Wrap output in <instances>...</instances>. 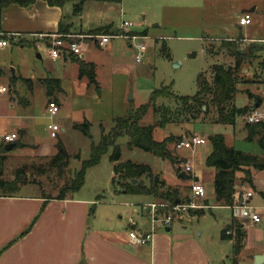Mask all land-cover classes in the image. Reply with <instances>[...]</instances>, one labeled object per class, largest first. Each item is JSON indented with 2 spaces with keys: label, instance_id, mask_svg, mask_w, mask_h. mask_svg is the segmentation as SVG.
I'll list each match as a JSON object with an SVG mask.
<instances>
[{
  "label": "rangeland",
  "instance_id": "374dc122",
  "mask_svg": "<svg viewBox=\"0 0 264 264\" xmlns=\"http://www.w3.org/2000/svg\"><path fill=\"white\" fill-rule=\"evenodd\" d=\"M245 1L248 0H122L120 5L114 4L110 10L96 9L95 3L90 2L85 6L81 15H74L72 4H66L65 15L74 22L73 27L76 30H93L109 23L112 25V31L117 32L121 21L125 20L132 23L131 27L124 30L125 33H145L146 35V37L131 41L133 45L143 43L146 47L138 63L134 60L135 49L129 47L128 40L124 38H113L105 47L100 48L93 45L90 50H85L87 58L95 65L96 84H90L86 77L78 79L76 67L69 65L64 69L60 60L51 61L46 49H37L32 45L31 40L22 47L20 44H9L4 49H0V85L9 89L12 81L15 80V88L19 96L29 102L26 106L19 104L9 109L7 115L25 113L31 116L34 129L29 131V137L32 138V143L50 146L55 154L60 151L58 144H61L68 154L67 166L61 176L57 174V170L47 169L46 163L49 157L33 158L25 163L26 168L29 167L28 170L32 173L31 177H27V184L33 185L19 188V184H12L0 192L6 193L17 189L23 195L40 192V195L57 196L67 182L75 179V174L81 169L82 162L88 159L90 145L99 141L101 128L107 133L113 127L115 118L134 112L141 105L149 104L150 95L156 89L166 87L168 89L163 88L161 93L164 95L171 93L169 97L158 98L157 106L172 108L175 105L174 95L194 96L197 91L196 80L199 74H204L210 80L213 65L222 64L226 67L233 65L234 58L230 52L234 46L229 43H234L242 50L250 44L240 40L241 36L258 39L256 43L262 48L260 52L263 61L261 74L264 80V0L255 1L259 8L253 14L251 24L237 29L234 21H237L238 13ZM250 7L252 8L253 5ZM120 9L124 11L125 16H120ZM140 9L143 10L142 13H139ZM142 16L145 18L143 19ZM101 34L106 33L102 31ZM70 36H72L70 39L74 40L78 35ZM228 36L237 39L222 41ZM37 53L42 54L41 58H37ZM258 69L259 64L256 59L252 60V63L244 62L240 75L244 80H250L257 77ZM19 75L34 79L61 80L64 92L58 97L61 107L56 116L49 120L46 115H43L47 102L45 88H43L45 86L35 81L31 89L30 85L20 80ZM255 85H257L255 82L237 84L236 105L243 106L245 102L247 103L249 96L247 91H249L252 95L263 99L260 109L264 111V85L260 87V91H256ZM8 94L0 95V100L3 97L8 98ZM155 116L150 106L139 124L153 125ZM85 121L89 123L90 138L86 137L81 130L73 127ZM3 122L8 127H14L17 121L10 115L3 118ZM50 122L60 127L56 138H50L49 131L46 130V125ZM240 122H243L242 117L238 118V123ZM201 133L205 134V144L195 149L194 153L188 150H176L174 142L169 143L168 148L172 154L177 152L189 158L194 165L192 169L200 173L206 190V198L211 207L206 209L203 215L190 218L187 226L195 237L207 241L218 238L231 217L230 209L216 207L210 175L213 169L207 167L205 163L206 155L211 151L208 136L224 134L229 145L233 140L232 145L244 152L258 153L259 148L256 142L242 140L237 128L234 132L226 125L200 121L168 123L164 127H155L153 138L161 141L169 136L183 135L184 137ZM127 143L128 137L126 136L119 138L116 142L121 153L120 162L129 160L149 165L154 173L162 171L166 180L171 181L173 175L168 173L166 161L138 148L129 149ZM16 149L15 147L12 151ZM111 152L112 149L101 157L97 165L87 168L80 189L76 191L69 189L68 195L100 200L105 203L127 201L141 210L140 203L146 199V196L122 194L119 184L123 181L119 177L112 183V163L109 160ZM32 165L33 167L30 168ZM9 174L12 173L7 171L4 178L6 184L14 180L10 179ZM135 180V184H148V179L144 176L135 178ZM166 184L178 190L180 199H188L190 189L188 181H183L178 185ZM154 200L158 204L164 203L157 198ZM92 206L89 214L90 221L98 219L100 210L109 209L106 206ZM155 209L161 216L171 215L175 219L182 218V221L189 216L183 212H174L171 207L157 206ZM138 215L141 216L140 211ZM197 215H200V212H197ZM125 220L126 216L123 220L115 217L117 225L128 227ZM201 230H204V234L200 237L199 231ZM228 255L218 264H234L232 251ZM235 262V264H243L240 259Z\"/></svg>",
  "mask_w": 264,
  "mask_h": 264
},
{
  "label": "crops",
  "instance_id": "0c3cea01",
  "mask_svg": "<svg viewBox=\"0 0 264 264\" xmlns=\"http://www.w3.org/2000/svg\"><path fill=\"white\" fill-rule=\"evenodd\" d=\"M121 1L94 3L96 9L110 10L114 4L120 5ZM255 1H245L241 6L238 19L236 22L234 21L237 29L242 28L239 26L238 20L244 13H249L252 18L253 14L258 10V3H255ZM90 2L93 1H87L84 4L81 13ZM66 4L62 7L49 6L43 0H36L33 4L26 7L15 4L0 7V49H4L9 44H20L22 47L24 44L29 43L30 40L32 41V45H34L36 40H38L37 35L40 34L61 36L74 34L87 35L97 29H102L106 34L110 35L123 34L135 35L140 38L146 37L145 33H125L124 30L126 29L121 30V28L117 32H113L112 25L109 23L93 30H76L73 27L74 22L65 15ZM252 5L253 7L251 8L250 6ZM71 8L73 9V4ZM142 12L143 10L140 9L139 13ZM81 13L78 15H81ZM119 14L120 16L126 15L122 9L119 10ZM129 15L132 17L130 13ZM142 18L144 19L145 16H142ZM239 38L248 43H256L258 40L246 36ZM124 39L128 40V46L134 49L131 41L127 38ZM236 39L228 36L222 41H235ZM93 45L97 46L90 40H84L79 56H71L67 53L58 59H52L44 46L37 49H46L51 61L56 62L60 60L64 69L69 65L78 69L76 57L94 64L93 61L87 58L85 52L87 49L90 50ZM36 55L37 58H41L42 56L39 53ZM19 78L22 81L24 79L30 80V83L27 84L30 85L31 89L35 81L41 84L40 80H42V78L34 79L24 75H19ZM261 80L264 83L262 74ZM61 85L60 80V90L54 91L51 95L47 94L46 89H44L47 98L43 111L44 116L46 115L48 100L55 102L60 110L61 103L58 97L64 92ZM262 85H255L256 91H260ZM6 93H9L8 98L3 97L0 100V134L15 133L17 139L13 143L3 145L0 148V157H3L0 165V178L4 179L8 171L12 173L9 174L10 179H14L17 169L26 168L25 163L27 160L31 161L37 157L50 158L55 154V151L50 146L32 143V138L29 137V131L31 132L34 129V126L31 124V116L25 113L18 115L10 113L7 115L9 113L8 110L15 108L16 105L23 104L26 106L29 104L25 98L19 96V92L15 88V80L12 81L9 89L0 95ZM256 98L260 100L258 107L260 109L263 99L252 94L248 96L247 103L245 102L243 106L236 105V102L235 105L238 108L247 107L249 111L255 108ZM1 106H4V108H1ZM10 115L11 118L17 121L14 127H8L3 122V118ZM242 120L243 122L238 123L237 119L234 125L226 126L231 127L234 132L237 128L242 140L256 142L259 148L258 153H249L236 149L232 145L233 140L229 145L226 136L221 133L219 134L224 137L227 147L264 158V128H248L244 116ZM46 130L48 131L47 125ZM61 131L64 132V129L61 128ZM182 136L176 137L181 138ZM199 136L205 137V134L201 133ZM15 143L18 144L17 149L12 151L15 148L13 147ZM9 145L11 148L6 150V147ZM174 156L173 161L162 159L167 163L168 173L173 175L171 181L166 180L162 171L154 173L151 169L152 173L161 177V180H164L165 184L178 185L183 181H188V185L191 186V181H195L204 187L200 173L192 169L191 174L187 176L176 168L179 161H189L194 168L190 159L181 156L177 152H174ZM32 167L33 165L30 168ZM209 168L213 169L210 175L214 194L213 180L215 169L213 167ZM245 169L249 170L250 182H243L244 172L242 170L236 172L233 201L235 202L245 192L251 191L253 195L249 202L256 208L261 221L256 224H250L247 220L240 221V219L233 215L231 206L218 205L215 200L216 207L228 208L231 211V217L223 228L231 227L226 233L230 238L222 239L220 232L218 238L207 241H202L195 237L187 226L190 218L201 216L206 209H210L211 206L206 198V190L205 197L200 198L191 197L189 189L188 199L185 202L192 201L196 206L202 208L188 211L186 214L189 216L183 221L182 218H173L167 225L163 222L166 215L161 216L160 213L157 214L156 209H151L150 205L158 203L150 195H143L146 196V199L140 203L141 210H139L131 202L127 201L105 203L100 200L75 196H66L64 199H45L43 195L39 194L40 192L33 193L32 195H23L17 189L15 191H7L6 193L0 192V249L5 248L0 254V264H218L224 257H228L231 251L234 255V264L237 259L242 260L243 264H264V169L257 170L251 167ZM26 176L31 177L29 172H27ZM30 185L32 186L33 184L28 183L21 185L19 188H25ZM121 193L124 194L123 192ZM92 205L106 206L109 209L100 210L98 219L90 221L89 214L93 207ZM139 211L141 212V216L138 215ZM197 212H200V215H197ZM125 216L128 227L125 225L119 226L115 223V217L118 220H123ZM236 228H240L243 235L240 239V249L238 251L234 248ZM132 229L143 233L153 231V240L149 244L142 246L131 244L128 240V232ZM203 234L204 230L199 231L200 237Z\"/></svg>",
  "mask_w": 264,
  "mask_h": 264
},
{
  "label": "trees",
  "instance_id": "16d2710c",
  "mask_svg": "<svg viewBox=\"0 0 264 264\" xmlns=\"http://www.w3.org/2000/svg\"><path fill=\"white\" fill-rule=\"evenodd\" d=\"M36 0H0V7H6L12 4L26 7L33 4ZM49 6L62 7L66 3L73 4V13H81L84 4L87 1L93 2H106L114 1L120 2L121 0H43ZM103 30L97 29L91 32V34H99ZM234 46L230 55L233 56L234 62L232 66H224L222 64H215L211 68L210 80L206 78L204 74H199L196 80L197 91L194 96H175V105L171 107L157 106L156 100L161 97H169L164 95L161 91L168 89L162 87L154 90L150 95L149 104L141 105L134 112H130L123 117L114 119V125L111 130L105 133L101 128V136L99 141L95 144L92 143L89 149L88 159L82 162L81 169L76 172L75 179L67 182L64 188L58 193L57 196L51 197L43 195L45 199H64L69 196L67 191H76L80 189L83 184V178L85 170L89 167L95 166L99 163L101 157L112 149L109 155V160L112 163L113 178L112 183L117 180V177L123 182H120L119 187L124 194L127 195H150L159 199L164 203H175L179 201L184 203L186 200L179 198L178 190L172 189L166 186L164 180L159 179L157 174H153L151 168L148 165L138 164L131 161L120 162V149L116 145V142L121 137H128L127 146L129 149L138 148L142 151L151 153L152 155L161 159H168L173 161L175 156L168 148L169 143L175 142L179 139L176 136H169L161 141H156L153 138V131L155 127H164L168 123H180V122H195L200 121L202 123H213L222 125H234L239 117L245 116L248 112L247 107L238 108L235 105L236 86L238 83H257V85L264 84L261 80V70L263 68L262 56L260 55L261 46L257 43H250L242 53V48L238 47L234 43H229ZM73 56V55H71ZM257 60L259 64L258 75L256 78L250 80H244L240 75L241 67L244 62L252 63V60ZM78 62V77H86L90 84H96L95 80V65L90 62H85L76 57ZM25 83H30V80L24 79ZM41 84L45 86L47 94L51 95L54 91L60 90V80L55 78H47L40 80ZM248 95L251 94L248 92ZM51 101V100H50ZM153 108L155 113V122L153 125L143 126L139 124V121L148 111L149 107ZM204 107V109H203ZM248 128L257 129L264 128V123L248 124ZM75 129L81 130V132L88 138L89 123L85 121L83 124H75ZM208 141L211 144L212 151L206 157L205 163L209 167L215 169L214 175V194L215 200L218 205L232 206L233 194L235 192L234 186L236 184V172L243 171V182H250L249 170L245 168H253L257 170L264 169V158H259L256 155L243 153L241 151L234 150L226 146L224 137L221 134H215L208 136ZM18 144H13V147H17ZM60 151L51 156L46 163L47 169L57 170L58 175H62L67 166L68 154L62 148L61 144H58ZM3 157H0V165ZM27 172L32 175L31 171L27 168H19L15 172L13 182L6 184L4 179L0 178V190H4L6 186L12 184L25 185L27 184ZM1 175V174H0ZM144 176L148 179V184L144 183H132V180ZM116 179V180H115ZM127 180V181H125ZM125 181V182H124ZM16 188V187H15ZM14 188V189H15ZM10 191V190H9ZM13 191V190H11ZM231 227H227L221 231V238H230L226 233ZM235 243L234 248L236 251L240 249V239L242 238V232L240 228H236L235 231ZM0 249V254L4 250Z\"/></svg>",
  "mask_w": 264,
  "mask_h": 264
},
{
  "label": "built area",
  "instance_id": "2783aa9c",
  "mask_svg": "<svg viewBox=\"0 0 264 264\" xmlns=\"http://www.w3.org/2000/svg\"><path fill=\"white\" fill-rule=\"evenodd\" d=\"M251 23V15L249 13H244L238 20L240 27L248 26ZM132 26L131 22L122 20L120 24L121 30L127 29ZM77 39L71 40L72 36H61V35H37L35 42V47L40 48L44 46L47 49L49 56L52 59H58L64 54H70L73 56H79L81 54L82 42L84 40H90L92 43L96 44L98 47H105L111 39L113 38H127L130 41H136L140 37L135 35H110V34H87V35H78ZM135 49L134 60L135 62H140L143 57L144 51L146 49L143 43L132 44ZM7 89L3 86H0V94L4 93ZM59 112V107L53 101L48 102L46 107V116L53 118ZM245 122L248 124H259L264 123V111L259 108H253L249 110L244 116ZM47 129L51 138H56L60 127L55 123H48ZM17 139L15 133L11 134H0V148L3 145L13 143ZM205 143V138L199 135L184 136L179 138L174 142V148L176 150H188L192 153L195 149ZM176 168L184 175H190L192 172V166L189 161H179L176 165ZM190 195L191 197H205V189L198 182L191 181L190 186ZM251 191L245 192L240 198H237L236 201L232 204L231 209L233 215L240 219V221H249L250 224H256L261 221V217L257 212L256 208L250 204L249 200L252 196ZM157 206L160 207H171L174 212H183L187 213L189 210L202 208L196 206L192 201L185 203H174V204H152L150 205L151 209H155ZM173 212V213H174ZM172 216L168 215L164 218L163 222L165 225L169 224L172 221ZM128 240L131 244L136 246L147 245L153 240V231L148 233L140 232L136 229L129 230Z\"/></svg>",
  "mask_w": 264,
  "mask_h": 264
},
{
  "label": "water",
  "instance_id": "95a60500",
  "mask_svg": "<svg viewBox=\"0 0 264 264\" xmlns=\"http://www.w3.org/2000/svg\"><path fill=\"white\" fill-rule=\"evenodd\" d=\"M241 52L243 53L244 50H241ZM259 105H260V100L256 98L255 108H258ZM203 109H204V107H203ZM10 148H11V146L9 145V146L6 147V150H9ZM135 181H136V180L133 179V183H135ZM175 203H178V201H175Z\"/></svg>",
  "mask_w": 264,
  "mask_h": 264
}]
</instances>
